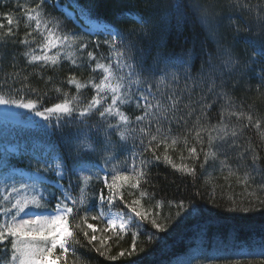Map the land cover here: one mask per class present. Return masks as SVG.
I'll list each match as a JSON object with an SVG mask.
<instances>
[{
    "label": "trees",
    "instance_id": "obj_1",
    "mask_svg": "<svg viewBox=\"0 0 264 264\" xmlns=\"http://www.w3.org/2000/svg\"><path fill=\"white\" fill-rule=\"evenodd\" d=\"M16 5L9 0L0 2V23L7 25L5 13L14 19V15L20 14ZM177 5H182L179 10ZM198 6L209 9L214 17L212 25L201 20ZM46 7L52 11L55 9L54 12L67 20L74 33L84 36L86 51L93 52L96 62L108 63L110 48L103 42L110 37L107 32L92 35L83 27L87 22H94L109 31L118 29L125 35L133 29L139 31L140 25L129 18V13L152 17L151 35L141 36L138 40V48L146 55L149 64L160 59V68L166 64L175 65L169 71H176L181 58L191 53L192 74L201 71L207 74L210 63H220L216 59L217 40L230 45L240 59L239 67L217 74V84L222 81L225 87L217 88L216 92L220 94L211 96L213 106L206 116H201L202 105L194 102L207 94V85L197 87L191 95L186 89V85L190 88L191 84L183 75L178 82L165 81L159 85L161 93L171 95L175 90L182 95L183 104L193 102L196 112L187 124L171 125L169 147L167 151L163 144L154 147L161 160L154 161L146 176L139 177L133 172L134 166L139 167V154L144 151L140 143L142 137L147 145L148 137L139 132V128L145 125L133 122L136 131L126 141H120L115 129L108 130L111 139L120 145L113 153L115 158L111 163L105 165L102 154L84 157L89 167L97 165L101 168L102 177L107 174L109 183L113 175L123 174L129 179L117 181L109 191L103 181L89 185L81 177L72 197H79L82 194L79 189L83 188L91 192L93 200L89 207H80L79 213L69 218V228L78 243L69 246L68 264H264V190H261L264 185V136L261 135L264 133V58L254 51L264 44V25L258 20V15L264 11V0H48ZM16 20L19 19L16 17ZM13 28L16 31L14 37H4L0 32V96L25 103L31 100L40 111L63 103L65 99L72 101L78 110L85 107L96 95L89 83L96 75L90 60L86 58L88 63L83 67L68 62L56 65L34 62L30 65L21 54L25 51L37 54L41 37L23 20H19L18 28L14 23ZM213 29L218 33L216 37L212 35ZM28 32L33 34L26 36ZM22 39H28L30 45L20 44ZM112 65L117 74H121L115 69V60ZM73 77L84 85L79 91L67 82ZM153 90H156L155 83ZM224 94L230 98L231 104ZM157 95L159 97L160 93ZM108 103L106 99L103 106L107 107ZM126 108L132 114L131 118L141 114L134 105ZM231 112L243 113V117L238 119L230 115ZM73 115L78 116V111ZM249 115L252 116L251 123L247 120ZM83 119L62 116L58 120L57 114H52L48 120L42 118L28 123L27 119L20 118L3 124L6 143L0 146V169L30 176L46 195L44 201L50 211L57 202L50 195L55 191L50 187L55 173L45 172L37 161L54 164L53 158L60 156L66 165H71L69 139H82L84 134L99 135L97 127L106 126L98 112L90 114L86 124L81 123ZM257 120L260 121L259 128L255 127ZM107 121L113 125L118 122L115 116L108 117ZM212 126L217 129L226 126L229 135L226 144L213 142L212 151L217 152V157H210L205 163L204 152L209 149L208 130ZM201 128L205 129L200 132L203 143L198 142L196 136ZM233 130L237 132L235 137L231 136ZM152 131L155 134V130ZM211 134L217 135L215 131ZM171 138L177 139L175 146L171 145ZM227 144L232 147L228 148ZM250 146L262 158L255 170L249 158L250 151L244 152ZM192 147L197 150L195 158L188 151ZM241 153H244V163L240 160ZM165 155L177 167L165 163ZM222 160L226 161L227 167L221 165ZM38 167L40 171H37ZM185 167L193 169L194 174L183 171ZM245 172L249 173L247 185L243 182ZM42 174L48 179H42ZM137 179L139 184L132 187ZM62 183L67 187L69 180L66 178ZM71 183H77L75 176ZM101 193L105 202L99 199ZM55 195L58 198L60 193ZM107 199L112 203L108 204ZM243 208L250 211H242ZM132 209L141 215L136 216ZM108 212L124 214L130 221L123 230L109 228ZM153 221L163 225L165 230L161 232L154 228ZM87 224H93L96 231L93 233ZM84 232L89 238L96 235L97 239L88 244ZM5 248L0 245V264ZM101 251L104 255H100ZM59 252L57 248L55 254ZM121 252L125 255L121 256Z\"/></svg>",
    "mask_w": 264,
    "mask_h": 264
},
{
    "label": "snow or ice",
    "instance_id": "obj_2",
    "mask_svg": "<svg viewBox=\"0 0 264 264\" xmlns=\"http://www.w3.org/2000/svg\"><path fill=\"white\" fill-rule=\"evenodd\" d=\"M48 3V0H39L35 3L33 7L26 9L27 20L29 22L28 27H31V23L34 22V31L39 32L41 35L47 33L45 38V51L49 48H56L58 45H64L70 39L75 42L74 37L69 36H59L54 34V28L59 29L60 25L58 21H53L45 18L44 9ZM182 5H177V10L181 8ZM198 11L201 20L208 25H212L214 22V17L211 12L206 7H199ZM129 18L135 23L140 25V30L135 29L128 32L127 35L119 31L118 29L114 31H109L107 28L105 31L110 37L109 40H105L103 43L107 44L110 48V57L108 63L97 62L95 64L94 70H102L103 78L99 83H92L95 89L96 95L91 98V101L83 108L77 109L76 106L72 104V101L65 99L63 103H56L51 107L44 108L43 111L37 110V105L29 100L28 102H21L17 100L6 99L0 96V105L5 106H15L22 109H28L33 111L35 116L42 117L48 120L52 114H57V119L59 120L62 116L72 117L73 120L78 118H84L81 123L86 124L87 118L90 114L94 112L99 113V117L105 122L106 126H98L97 133L99 135H87L84 134L83 138L69 139L68 141V156L72 160L71 165H66L64 159L60 156H56L53 159L55 163H49L48 161H37L38 165H43V170L45 172H54L55 175L52 177V184L50 185L55 191L50 193L52 198L57 200L56 205L51 209V214L43 215L36 214L34 217H29L27 219L21 218V214L26 211L30 206H35L39 210H47L46 204L41 203L44 199L43 196L39 195H26L21 196L20 193L29 192V190L35 188V184H21L19 188L14 185L7 188V195L3 196V200L0 201V214L6 217L0 220V245L10 244L11 255L10 257L5 256L2 264H58V262L63 261V264H68L67 253L69 252V246L71 243L78 241L75 240V234L69 228V218L75 217L81 210L79 205L84 203L83 199L77 201L71 195L73 191L79 187L81 176L80 173H84L82 179L85 183L89 182L92 178L97 181H103L104 187L111 191L117 181H126L129 179L128 176L123 174L113 175L112 182H108V176L105 174L101 176V171H93L92 168H98L97 165H92L89 167L85 161L84 157L93 154H102L105 165L111 163L115 158L113 153L116 151L120 145L111 139V133L109 129H115L119 134L120 141H126L128 136L136 131V128L132 127L133 122L130 120L123 111H121V106L134 105L136 109L141 110L140 115L135 116L134 123L136 125H145L139 128V132L143 133L144 137H148L147 145H145L144 138L142 137L140 143L144 146V151L141 152L139 167H133V172L137 173L139 177H144L147 175L150 166L154 161H160L161 156L154 150L158 148L160 144H163L165 151H167L169 144L170 134L172 132L171 125L175 123L177 126L181 124H187L188 119L191 118L195 112L196 108L192 106V103L183 104L182 95L177 94L175 90L172 91L171 95H166L161 93L159 88L160 84H164L165 81L178 82L181 75L190 82L191 87L186 89L189 95L197 87H202L207 85V94L202 100H197L194 103L197 105H202L201 116H206L211 110L213 104L211 101V96L217 93V88H223L225 85L221 81L217 84V74L222 73L224 70H234L240 66V59L236 55L235 50L230 45H224L217 40V57L220 61L219 64L209 65V71L205 74L203 71L199 72L197 75L192 74L191 66V53H186L185 57L181 58L179 62V68L176 71H169L170 67H175V65L166 64L164 68H160V59H157L154 64H149L147 62V57L141 49L138 48V40L141 36L147 37L151 35L153 30L152 17L141 15L139 13H129ZM4 18L7 21V25L0 23V32H2L4 37H14L16 31H14L13 25L15 23L16 28L19 27V20L14 21V17L5 13ZM259 22L264 25V11L258 15ZM33 33L28 32L26 36H31ZM213 37H216L218 33L213 29ZM20 44L28 46L30 41L28 39H22L19 41ZM99 45V41L96 42ZM80 47L86 50V45L81 44ZM257 55L264 58V44L260 45L258 49H254ZM25 59H27L28 64H33L37 61H44L45 63L50 62L52 65L58 63L57 57L55 56H38L33 55L31 51H25L21 54ZM88 59L96 60L93 52H87ZM112 60H115V69L119 70L121 74H117L112 65ZM75 63V61H73ZM162 73V75H158ZM27 80V76L24 77ZM69 85H75L76 89L79 91L84 87L83 84L79 83L75 77L70 78L68 81ZM153 83L156 84V90H153ZM57 92L60 91L59 88L56 89ZM110 93L111 102L107 107L103 106V102H106V97ZM157 93H160L158 97ZM165 95L167 103H165ZM226 101L231 104V100L227 97ZM76 97H73L75 100ZM183 104V107L181 105ZM103 108V110H101ZM78 111V116L73 114ZM230 115L237 116V118L243 117V113L231 112ZM110 116L118 117V122L113 125L107 121ZM247 120L249 123L252 121V116H248ZM200 121V116L197 117V123ZM255 127H260V121L257 120ZM155 130L153 134L152 130ZM201 128L197 131L196 136L198 142L203 143L200 139V132L204 131ZM191 131V130H189ZM208 136V151L204 152V162L207 163L209 158L216 159L217 152L212 151V144L214 141H223L226 144V137L229 135L227 127H221L219 129L216 126H212L209 130ZM216 132L217 135L213 136L211 133ZM237 132L235 130L231 131V136L235 137ZM264 136V133L261 134ZM102 137V138H101ZM177 144V139L171 138V145L175 146ZM228 148H231V144H227ZM189 153L195 158L197 155V150L195 147L188 149ZM223 151V148L220 149ZM250 151V160L253 170L259 167L261 157L257 153L256 149L251 147L245 149L244 152ZM146 153H151V155H146ZM165 163L172 164V160L169 156L165 155L163 157ZM241 163H244V153L240 154ZM221 165L227 167L226 161H220ZM175 168V164H172ZM204 167V164H201ZM245 167L247 165L245 164ZM190 174H194V170L190 168H184ZM40 171V168H37ZM232 174V173H230ZM75 176L77 183L73 185L71 183L72 177ZM249 173L245 172L244 183L247 185ZM69 180V184L66 187L62 181L65 179ZM42 179H48V177H43ZM139 184V179H137L136 184L132 187H136ZM83 193V188L79 189ZM261 190H264V185L261 186ZM59 192L60 196L57 198L55 193ZM143 195V193H142ZM15 198V199H14ZM14 199V202H13ZM101 202H105V197L103 193L99 197ZM108 204L112 203L111 199H107ZM264 203V201H262ZM4 204H10V207L3 206ZM183 208V205H180ZM242 211H250L248 208L241 209ZM136 216H140V212L132 209ZM187 214V213H185ZM103 215V214H101ZM180 215L179 213L177 214ZM93 219H97L93 216ZM108 227H116V218H109L107 220ZM128 221L120 219L119 228L123 230ZM79 227V225H77ZM87 227L96 231L93 224H87ZM153 227L158 228L159 231L163 232L165 230L163 225L157 224L153 221ZM84 237L88 244H92L93 241L97 239L96 235H92L89 238L87 232H84ZM59 248L60 252L58 255L55 254V250ZM97 251H100L97 249ZM100 255H104L101 251ZM121 256L125 254L120 253ZM116 257H112L115 259Z\"/></svg>",
    "mask_w": 264,
    "mask_h": 264
},
{
    "label": "rangeland",
    "instance_id": "obj_3",
    "mask_svg": "<svg viewBox=\"0 0 264 264\" xmlns=\"http://www.w3.org/2000/svg\"><path fill=\"white\" fill-rule=\"evenodd\" d=\"M6 0H0V2H4ZM10 2L17 4L16 6L19 8L18 10L20 11V14H16V17L19 20H23L25 23L29 24L28 20H27V13H26V9L33 7L35 3H38L39 0H9ZM55 10V9H54ZM54 10H48L47 7H45L44 9V15L46 19L49 20H53V21H58L59 22V29H53L54 30V34L55 35H59L61 37L63 36H69V37H74L75 38V42H73L72 39H70L69 41H67L64 45H58L56 48H49L47 51H45V38L47 36V33H44L43 35H41L38 32V35L41 37V47L38 49L37 54L38 56H44V55H48V56H55L57 57L58 63H65L68 62L69 64H72L74 66H82L84 64L88 63V60L85 61V59L87 57V51L85 49H82L80 47L81 44L85 45L86 39L84 38V36H80L77 33H74L71 27H69L70 25H68L67 20L63 17H61L60 14H56L54 12ZM31 26L33 29H35V24L34 22L31 23ZM84 30H88L91 32L92 35H94L95 33L99 34L103 33L106 34V27H103L102 25H100L99 23H94V22H87L86 27H83ZM73 61H75V63H73ZM37 62H44V61H37ZM45 63V62H44ZM90 63L92 64L93 69H95V64L97 63L96 61L92 60L90 61ZM47 64H51L50 62H48ZM95 77L94 80L92 81V83H99V81L103 78V72L102 70H95ZM92 83H90V85L92 86ZM106 99L109 101V103L111 102L110 99V93L108 94V96L106 97ZM108 103V104H109ZM127 106H121V111H123L127 116H129L130 120L132 122L135 121V118H131V113L127 110L126 108ZM20 118L22 119H27L29 123H31L32 121H40L42 119V117H37L35 116L34 112L28 110V109H22V108H18L13 106H5V105H0V146H2L3 143L5 142L6 139V129L4 128V123L9 122V121H18L20 120ZM115 118L118 120L119 118L115 116ZM98 169L101 170V168H92L93 171H97ZM102 172L101 171V176H102ZM81 177L84 175V173H80L79 174ZM94 182H97V180L95 178H92L89 182H87V184L91 185ZM28 184V185H33L35 184V188L29 190V192H21L20 195L21 196H26V195H39V196H43L44 198L46 197L45 194L41 193L40 188L37 186L36 182H33V179L28 176V175H21V174H17L14 172L11 173H7L4 172L3 169H0V201L3 200V196L7 195V188H10L11 186H15L17 188L20 187L21 184ZM15 199V198H14ZM13 199V202H14ZM77 201H79L80 199L84 200V203L79 205V207L83 208V207H89V205L91 204V201L93 200V195L91 194V192H88L87 189H85L83 191V193L79 196L74 198ZM41 203H45L44 199L41 201ZM3 206H7L10 207V204H4ZM46 209L47 210H39L36 209L35 206H30L28 209H26V211L24 213L21 214V218H29L34 217L36 214H43V215H48L51 214V211L49 210V207L46 205ZM109 213V212H108ZM6 217L3 216V214H0V220L5 219ZM109 218H116L117 220V224L116 227L119 228V223H120V219L126 220V221H130V218H128L126 215L124 214H116L113 212H110L107 220ZM126 226V225H125ZM4 257L3 260L5 258V256L10 257L11 255V248H10V244L7 245V247L5 248V251L3 252ZM2 260V262H3ZM2 264V263H1Z\"/></svg>",
    "mask_w": 264,
    "mask_h": 264
}]
</instances>
